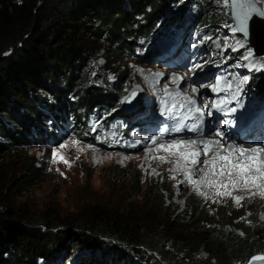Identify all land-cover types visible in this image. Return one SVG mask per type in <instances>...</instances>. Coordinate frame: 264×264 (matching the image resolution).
I'll list each match as a JSON object with an SVG mask.
<instances>
[{
	"label": "rangeland",
	"instance_id": "1",
	"mask_svg": "<svg viewBox=\"0 0 264 264\" xmlns=\"http://www.w3.org/2000/svg\"><path fill=\"white\" fill-rule=\"evenodd\" d=\"M254 2L264 13V0ZM227 9L229 11V7ZM224 17L225 14L219 25L196 37L199 17L194 10L168 15L150 37L144 36L135 42L127 53L116 46L110 53L95 44L91 56H84L88 60L84 74L91 87L105 89L117 99L118 107L105 112L111 123L106 128L101 120L93 117L83 133L57 129L52 143L1 153L0 204L12 207L34 225L46 219L73 220L79 213L91 210H102L105 215L140 223L143 231L155 237L171 254V264H204L206 261L205 253L190 260L183 259L180 239L195 233L199 226L195 216L184 230L167 228L174 218L184 216L193 202L206 207L213 215L228 212L231 218L226 215L223 224L232 219L233 224L242 223L248 233L264 238V179L257 180L255 185L250 182L245 188L243 181L233 187L229 176L212 181L204 178L209 176L205 167L211 165H204L205 161L230 153L234 158L245 160L254 155L245 152L241 156L238 150L215 145L212 139L221 138L237 147L264 151L260 138L256 142H237L229 133L232 124H224L222 119L226 116V120L235 121L240 114L264 108V56L255 57L241 36L233 37L226 27L233 24H226ZM233 46L238 50H233ZM245 49L252 52L247 61L243 59L247 55ZM193 64L203 65V71L197 69L196 75H192ZM237 64L243 66L237 67ZM216 76L221 77V82L213 92ZM186 84L199 92H190ZM202 84L207 87L201 88ZM133 88H138L140 93L129 104L135 110L127 112L121 101ZM188 100L196 101L191 107H198V113L188 112ZM221 100L229 103L219 109L212 107ZM181 104L183 109L179 107ZM205 107L208 108L206 115L201 113ZM211 112L217 114L215 122L211 120ZM257 117L258 113L253 122ZM197 121H202L199 132L185 129V125L192 127ZM176 127L182 130L176 132L173 130ZM165 129L168 131L161 138L160 133ZM154 136L155 141L151 139ZM193 140L195 144L191 143ZM181 141L183 145L179 148L168 147ZM203 143L208 144L207 153ZM193 151L200 155L192 157ZM192 159L198 163L192 164ZM27 167L38 176L33 181L28 180ZM247 175L259 174L251 171ZM155 194L167 201L160 212L152 214ZM250 216L259 224L246 221ZM259 226L262 230L256 229ZM198 230L201 231V227ZM224 231L232 232L227 227ZM254 256H264V253L255 252ZM252 257L236 264H264L252 261Z\"/></svg>",
	"mask_w": 264,
	"mask_h": 264
},
{
	"label": "trees",
	"instance_id": "2",
	"mask_svg": "<svg viewBox=\"0 0 264 264\" xmlns=\"http://www.w3.org/2000/svg\"><path fill=\"white\" fill-rule=\"evenodd\" d=\"M193 10L199 17L196 37L219 25L223 14L231 22L222 0H0V154L52 143L57 129L83 133L93 117L107 128L111 118L105 112L118 101L89 85L84 56H91L95 44L127 53L168 15ZM25 172L29 181L38 177L31 167ZM153 197L152 214L167 201ZM188 207L167 226L181 231L192 216L197 219L195 233L180 239L184 260L205 253L204 264H236L264 253L263 237L232 219L222 223L226 215L231 218L228 212L213 215L194 202ZM246 221L259 224L252 216ZM172 259L140 223L102 210L34 225L0 204V264H171Z\"/></svg>",
	"mask_w": 264,
	"mask_h": 264
},
{
	"label": "snow or ice",
	"instance_id": "3",
	"mask_svg": "<svg viewBox=\"0 0 264 264\" xmlns=\"http://www.w3.org/2000/svg\"><path fill=\"white\" fill-rule=\"evenodd\" d=\"M224 6L228 7L229 6V0H224ZM230 7L232 9L231 12V18L232 20L235 21V26L232 25H226V27L229 28V31L231 32L232 36L235 37L237 33L240 34V36L244 39L247 38L248 36V22L251 20V16H252V12L250 11V9H253L254 6L251 3V0H231V4ZM261 17L264 18V13H261ZM227 36L225 37V43L227 41ZM237 43H240L239 40H237ZM217 47L219 48V44H217ZM241 47H244L243 44H241ZM233 50H238L235 48V46H233ZM245 51H247V55H245L243 57V59L245 61H247L249 59V57L252 56V52L251 50L245 49ZM227 59V58H226ZM237 67H242V64H237ZM199 69L200 71H203V65L201 64H193L191 67V72L192 75H196V70ZM175 77H173L174 79ZM247 78L245 77V80ZM221 82V77L220 76H216V85L212 86V91L216 92L218 89V86L220 85ZM207 87V85L202 84L201 88ZM192 92L193 93H198L199 89H197L196 87L192 88ZM136 95V90L134 89L132 92V96ZM129 100L128 98L125 99V103H128ZM163 103V101H162ZM224 103H229V101L227 100H221V101H217L214 105H212V107L219 109L220 106ZM188 112L189 113H198L200 111V109L198 107L194 108L191 107V105H195L196 101L195 100H188ZM171 107H177V105H172ZM179 107L181 109L184 108V105L181 104L179 105ZM165 110L167 111L168 108L166 106ZM95 128V126H93ZM185 129L187 131H197V128L195 125H193L192 127H188L187 125H185ZM176 132H180L182 129L179 127H176L173 129ZM168 130L165 129L164 132L160 133V137L162 138L165 135V132H167ZM217 135H220L219 133H217ZM153 141H155L157 139V137H152L151 138ZM192 144H195L196 141L193 140L191 142ZM183 145V141H181L178 144H173V145H169L168 147H181ZM61 147H63V145H61ZM161 148H164V145H160ZM203 147L205 149V153H207L208 151V144L207 143H203ZM239 153L241 156L245 155L246 150L243 148H240ZM253 152H256L257 154L261 151L260 149H252ZM56 153H53V156L55 157ZM190 155L192 157H198L200 155L199 152L193 151L190 153ZM63 159V158H61ZM219 159L221 161L225 162V167H227L229 169L228 172V176H229V180L230 183L232 184L233 187H237L240 185V182L243 181V187L247 188L249 183L251 182L253 185L256 184L257 180L260 179H264V160H261L259 158V155L256 156H248L246 158V160H242L240 162L234 163V157H232L231 153L229 155H225V156H219ZM192 164H197L198 161L196 159H192L191 161ZM205 164L208 163V161L204 162ZM216 161L213 160L212 161V165L213 167H215ZM233 170H238V174L236 176L235 179L232 178V171ZM251 171H255L256 173H258L259 175H247L249 172ZM220 175H224V170L223 168L221 169ZM230 193H221V195H228ZM240 198L237 197V200H239ZM252 261L256 262V261H261L264 262V256H254L252 257Z\"/></svg>",
	"mask_w": 264,
	"mask_h": 264
},
{
	"label": "water",
	"instance_id": "4",
	"mask_svg": "<svg viewBox=\"0 0 264 264\" xmlns=\"http://www.w3.org/2000/svg\"><path fill=\"white\" fill-rule=\"evenodd\" d=\"M254 8L250 9L252 12L251 20L248 22V36L245 42L248 43L249 47L253 50L255 57L260 58L264 56V18L261 17V9L256 5L254 0H251ZM231 0H229V18L233 26H235V21L231 18L232 9L230 7ZM239 36L240 34L237 33ZM136 90V95L132 96L133 90ZM140 91L138 88L131 89L128 94L122 99L121 104L123 105V110L127 112H133L135 110L134 106L129 107L135 101L136 97L139 95ZM128 98L129 102L125 103V99ZM130 104V105H129Z\"/></svg>",
	"mask_w": 264,
	"mask_h": 264
},
{
	"label": "bare ground",
	"instance_id": "5",
	"mask_svg": "<svg viewBox=\"0 0 264 264\" xmlns=\"http://www.w3.org/2000/svg\"><path fill=\"white\" fill-rule=\"evenodd\" d=\"M186 85H187L188 88H190V92H192L193 86H190L188 84H186ZM187 107H189V105ZM201 113H203V114L205 113V115H206L208 113V108L206 109V107H205V109L203 110V112L201 111ZM239 116H241V114ZM211 117H212L211 118L212 121L215 122V120H217V114H215V112H211ZM201 123H202V121L195 122L194 125L197 128L196 133L200 131V127H201L200 125H201ZM253 132H256L259 135H264V127L262 126V124H259L253 130ZM212 140H213V143H215V145H221V144H223L226 149H236V150H239L240 148H243V147H237L235 144H233L231 142H227L225 140H222L221 138H215V139H212ZM243 149H245V148H243ZM252 149H258V148L252 147V148H247L245 150H246V152H249L251 154L254 153L253 156L259 155V158L261 160H264V151L263 150L260 149L261 151L257 154L256 152H253ZM213 160H215V159H213ZM213 160H208V163H210L211 165L205 167V169L207 170V171H205V173H208L209 174V176H207V177L204 176L205 180H209V181L219 180L220 177L228 176V173H226V172H229V169L227 167H225V162L217 159V160H215L216 161L215 167H212L213 166L212 165V161ZM242 160H245V159H242V158H234L233 162L234 163H237V162H240ZM204 165H205V163H204ZM222 168H223L224 171H226V172H224V175H220V172H221V169ZM214 169H216V170H214ZM211 170H214V171H211ZM237 172H238V170H233L232 171V175H235Z\"/></svg>",
	"mask_w": 264,
	"mask_h": 264
}]
</instances>
